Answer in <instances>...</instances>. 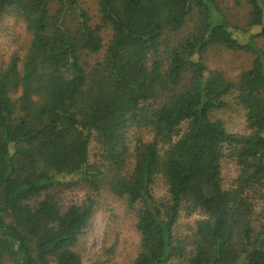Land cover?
Returning a JSON list of instances; mask_svg holds the SVG:
<instances>
[{"label":"trees","instance_id":"trees-1","mask_svg":"<svg viewBox=\"0 0 264 264\" xmlns=\"http://www.w3.org/2000/svg\"><path fill=\"white\" fill-rule=\"evenodd\" d=\"M1 33L0 264H264V0H0ZM215 49L254 59L233 82ZM109 199L139 244L87 254Z\"/></svg>","mask_w":264,"mask_h":264},{"label":"rangeland","instance_id":"rangeland-1","mask_svg":"<svg viewBox=\"0 0 264 264\" xmlns=\"http://www.w3.org/2000/svg\"><path fill=\"white\" fill-rule=\"evenodd\" d=\"M234 0H230L232 4ZM12 21L9 20L8 23ZM21 26L18 28L20 29ZM7 43V40L4 39L3 33L0 34V50L3 44ZM255 42L264 49V41L261 39H255ZM7 54L6 60H8L11 55L14 53L15 48L23 49L24 48V36L20 37L19 40H16L14 44L10 46ZM210 65L213 69L221 70L225 73L226 77L236 82L239 79V76L243 71L248 70L251 67L254 57L250 54H246L242 51H228L223 49H215L209 53ZM235 107V106H234ZM236 109V108H235ZM214 119L222 120L230 132L241 133L244 132L245 120L243 113L240 110H221L213 114ZM92 154L94 155V161L99 162L100 151L97 148L92 149ZM96 155V156H95ZM235 167L233 165L226 166L225 170V184L231 183L235 178ZM104 191V189L102 190ZM161 192V191H159ZM103 196L100 198L101 201L103 198H110V195L104 191ZM86 198V191L84 190H75L73 192H68L66 194V205H73L81 203ZM94 218L86 230L85 234V246L88 248V253L93 251H99L101 248L105 233L109 230L119 229V233L122 235L124 241H126L127 246L131 249H136L139 244V234L134 230L131 222L126 219V216L123 215L124 208L120 206L119 202L114 200H106L99 203ZM112 213V214H111ZM114 215L118 218L115 220ZM200 216L195 214L190 220L199 219ZM130 249V250H131Z\"/></svg>","mask_w":264,"mask_h":264}]
</instances>
